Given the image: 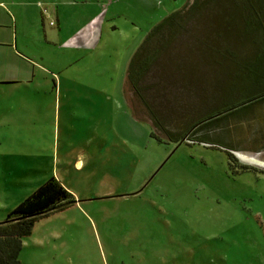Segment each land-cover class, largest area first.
Listing matches in <instances>:
<instances>
[{"label": "rangeland", "instance_id": "rangeland-1", "mask_svg": "<svg viewBox=\"0 0 264 264\" xmlns=\"http://www.w3.org/2000/svg\"><path fill=\"white\" fill-rule=\"evenodd\" d=\"M73 1L64 8L70 18L61 26L63 34L78 29L79 16H89L100 1L108 8L105 17L113 15L102 22L94 53L53 44V20L23 24V35L22 24L0 17V41L8 44L0 46V58L6 65L15 51L36 63L38 77L47 67L61 81L56 87L1 89L0 221L50 176L75 200L34 222L17 259L264 264V99L237 109L223 123L206 125L201 136L210 143L155 140L144 120L149 111L119 78L147 32L188 0ZM210 12L190 7L181 22H171L173 36L164 27L156 36L157 62L140 81L150 108L171 134L210 111L209 100L238 108L261 87L254 83L258 75L225 62L207 63L210 48L203 39ZM258 36L264 43L262 32ZM209 45L217 47L218 41ZM236 47L241 57L250 52L239 42ZM114 75L117 80L109 79ZM76 160L78 168L71 166Z\"/></svg>", "mask_w": 264, "mask_h": 264}, {"label": "trees", "instance_id": "trees-1", "mask_svg": "<svg viewBox=\"0 0 264 264\" xmlns=\"http://www.w3.org/2000/svg\"><path fill=\"white\" fill-rule=\"evenodd\" d=\"M192 6H205L211 11L207 21L209 32L203 39L206 46L210 48V58H207V63L213 61L214 64L223 66L225 62L228 66L235 65L241 73L258 75L259 77L254 83L260 84L261 87L246 99L241 100L238 108L237 105L218 107L220 100H216V102L209 100L208 107H212L211 110L209 109L210 111L204 113V110L193 116L181 131L171 134V131L164 127V118L159 114L156 115L153 108H150L140 81L146 70L157 62V34L167 27L170 31L168 35L171 36L172 23L181 22ZM212 25L217 28L215 32L211 30ZM260 32L264 36V0H188V3L180 9L170 13L157 25H154L130 56L124 72L125 88L130 89V92L136 96L139 103L149 111L152 117H148L149 120L142 118L151 126L150 136L155 140H171L175 143L182 141L210 143L201 136L206 125L209 126L212 122L218 121V123H223L237 109L239 112L251 104L263 100L264 43L259 39ZM215 41H218L217 47L209 45ZM238 42L241 43L242 48L250 51L247 55L241 57V53L236 47ZM248 55L249 57L245 58ZM251 80L248 79V81ZM218 125L220 124H214V127ZM74 202L73 196L53 177H49L38 185L28 196L10 209L5 218L0 221V264H23L17 259L21 248V239L30 234L34 222L39 218L61 211Z\"/></svg>", "mask_w": 264, "mask_h": 264}, {"label": "crops", "instance_id": "crops-1", "mask_svg": "<svg viewBox=\"0 0 264 264\" xmlns=\"http://www.w3.org/2000/svg\"><path fill=\"white\" fill-rule=\"evenodd\" d=\"M82 1L85 2V0ZM74 4L75 1L73 0H0V17H2V15L3 17L4 15H9L15 22L22 24L19 31L23 35L26 33V28H22L24 27L23 24H43L46 23V20L47 22L53 20L56 26L49 32V36H51L54 40L53 44H57L58 47L65 48L66 50L70 51L86 49L87 52L89 51L88 53H90V51L91 53H94V48L96 45H98L102 36L101 24L106 19L113 18V15L111 17H105L108 8H103L102 2L100 1V3H97L96 5L97 9L93 8L89 10V16H79L81 17L82 24L78 29H75L70 33L63 34L61 31V26L65 22V20L70 18V16H66L64 8H67V6H73ZM83 4L84 3L80 4L79 9L75 8L76 6L74 8L78 9V12H82ZM76 15L73 14L71 17ZM1 27L2 29H7L4 25ZM13 31L16 32V29H14ZM1 34L3 37L6 35L5 32H1ZM42 37L45 42H47V33L42 31ZM56 40L59 41L57 42ZM0 46L7 47L8 44L1 43L0 41ZM116 52L119 56L122 55L119 54V51L116 50ZM98 55L100 56V53H98ZM106 56H109L107 52ZM97 57L96 59L98 60V62H100V57ZM11 58L13 59L12 62L7 63V65L5 62V57L0 58V93L1 89L3 88H8L9 91L13 92L14 90H18L21 86L27 89L31 86H38L37 84H48L51 87H56L61 84L60 79L55 77L57 70L55 72L50 68L43 67L40 69L42 75L38 77L36 74V70L38 68L36 67V63L34 61L32 62L29 58L23 55H19V53H16L15 51L14 53H11ZM80 59L81 58H77L72 59V61H67L68 63L65 66L68 67L70 63L76 62V60ZM109 79L117 80V77L116 75H114ZM119 80L123 81L124 84V74L123 78L121 75ZM65 81L68 80L66 79ZM70 81H72V79H70ZM58 98L59 97H57V99ZM80 164V160H76L71 164V166L73 165L75 166L74 168H78ZM48 178L49 177H47L46 179ZM53 178L60 185H62L59 180H57L55 177ZM45 180H43V182Z\"/></svg>", "mask_w": 264, "mask_h": 264}]
</instances>
